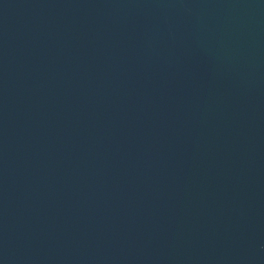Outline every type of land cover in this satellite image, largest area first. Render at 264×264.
I'll list each match as a JSON object with an SVG mask.
<instances>
[{"label": "water", "instance_id": "water-1", "mask_svg": "<svg viewBox=\"0 0 264 264\" xmlns=\"http://www.w3.org/2000/svg\"><path fill=\"white\" fill-rule=\"evenodd\" d=\"M0 264H264V0H0Z\"/></svg>", "mask_w": 264, "mask_h": 264}]
</instances>
